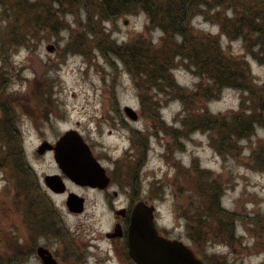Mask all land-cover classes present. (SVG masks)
<instances>
[{"label": "rangeland", "instance_id": "rangeland-1", "mask_svg": "<svg viewBox=\"0 0 264 264\" xmlns=\"http://www.w3.org/2000/svg\"><path fill=\"white\" fill-rule=\"evenodd\" d=\"M35 1L0 0V264H43L38 246L57 264H125L105 235L114 228L111 206L128 198L153 206L158 233L183 242L203 264H264V165L254 154L259 150L264 161V125L230 139L203 123L226 120L233 132L234 113H252L246 110L256 98L236 87L207 99L195 96L197 84L212 87V81L185 57H175L166 76L175 91L164 81L134 76L108 46L143 36L159 47L161 32L146 30L143 11L89 26L77 0H61L53 4L62 9L60 22L51 20L54 32L42 9L37 17L20 15L21 3ZM218 11L200 8L190 27L242 59L257 93L264 55L253 56L243 39L221 34ZM92 27L98 34L88 36ZM70 130L105 169L104 189L69 181L51 152H38ZM54 174L65 178V193L45 184ZM70 193L83 199L81 211L68 209ZM206 214H218L223 223H206Z\"/></svg>", "mask_w": 264, "mask_h": 264}, {"label": "trees", "instance_id": "trees-1", "mask_svg": "<svg viewBox=\"0 0 264 264\" xmlns=\"http://www.w3.org/2000/svg\"><path fill=\"white\" fill-rule=\"evenodd\" d=\"M70 1L75 3L76 0ZM77 2L80 8H85V21L89 26L93 25V21L98 23L99 20L105 18L143 11L148 21L146 30L161 32L160 46L157 48L147 42L143 36H140L138 42L126 46H118L115 43L112 47L108 46V50L121 59L134 76L146 75L155 84L164 81L167 89L171 88L175 91L178 87L171 84L166 76L174 66V58L185 57L201 71L202 76L206 75L208 80L212 81V87L197 84L196 90L200 92H195V96L199 95L207 99L218 95L223 87H236L245 89L256 98L255 100L250 99L253 104L246 110H251L252 113L245 115V110L234 113L232 117L234 126L231 122L233 132L227 131L226 120L220 123L218 118L203 119V123L210 129L216 132L222 130L223 137L232 139V136L248 135L252 126L257 122L264 125V85L255 93L254 88L251 87L252 78L249 76L246 63L235 55L224 52L216 37L198 36L190 27L191 19L200 8L217 9L219 11L216 15H218L221 34L232 41L238 38L243 39L245 47L253 56L264 55V0H77ZM58 3L63 4L61 0H36L33 4L21 3L18 9L20 15L26 11L29 12L24 14V17L29 14L30 17H37L42 9L44 19L49 22V26L46 27L55 32L54 23L55 21L60 22L62 14L60 6L59 8L53 7V4ZM227 10L231 11V17H222V12ZM24 33L28 35L27 31ZM87 33L88 36L98 34L93 27L92 31H87ZM96 39L98 41L96 47L103 50L98 38ZM142 63L143 66H141ZM222 139L224 142V138ZM216 145L219 149L220 145ZM259 152V150L254 152L256 161L264 165ZM218 214H213V218L210 214H206L207 217L204 216L203 219L206 223H209L211 219L221 220L217 217ZM220 220L218 224L223 223Z\"/></svg>", "mask_w": 264, "mask_h": 264}, {"label": "water", "instance_id": "water-1", "mask_svg": "<svg viewBox=\"0 0 264 264\" xmlns=\"http://www.w3.org/2000/svg\"><path fill=\"white\" fill-rule=\"evenodd\" d=\"M126 114L134 119L131 108H125ZM54 151V160L58 168L69 181L91 188L104 189L109 184L105 169L93 156L88 144L77 133L70 130L64 133L55 146L47 142L39 146L38 152ZM47 187L55 193L66 189L62 178L57 175L44 177ZM70 211H81L83 199L70 193L66 202ZM153 206L138 203L130 216L127 228L128 255L136 264H203L194 252L183 242L171 240L158 233L154 222ZM37 255L43 264H57L51 253L39 246Z\"/></svg>", "mask_w": 264, "mask_h": 264}, {"label": "flooded vegetation", "instance_id": "flooded-vegetation-1", "mask_svg": "<svg viewBox=\"0 0 264 264\" xmlns=\"http://www.w3.org/2000/svg\"><path fill=\"white\" fill-rule=\"evenodd\" d=\"M49 146L54 147L55 144L54 145L49 144ZM48 151L51 152L53 154V157H54L53 149L48 150ZM64 179L65 178H63V180ZM63 193H65V191ZM114 195H116V193ZM141 202L148 205V202L143 200V199L128 198L127 200H125V205H121L117 209H115V208L113 209V205L111 206L113 216H114V225H113L114 228H113V231L107 232L105 237L110 242H112L113 249H118V254L120 255L119 256L120 258H118L117 256H116V258L119 259L120 261H123V259H124L126 261L125 264H136L128 255L127 228L129 226L130 216L132 214L134 207L138 203H141Z\"/></svg>", "mask_w": 264, "mask_h": 264}]
</instances>
